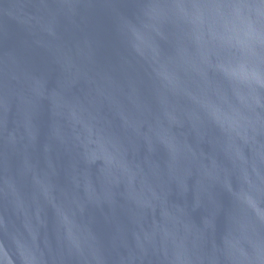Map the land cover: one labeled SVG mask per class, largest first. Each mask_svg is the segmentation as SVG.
<instances>
[{"label": "water", "instance_id": "obj_1", "mask_svg": "<svg viewBox=\"0 0 264 264\" xmlns=\"http://www.w3.org/2000/svg\"><path fill=\"white\" fill-rule=\"evenodd\" d=\"M0 264H264V0H0Z\"/></svg>", "mask_w": 264, "mask_h": 264}]
</instances>
